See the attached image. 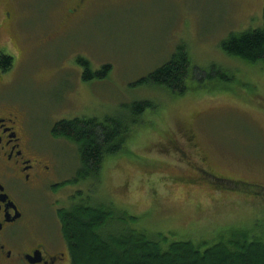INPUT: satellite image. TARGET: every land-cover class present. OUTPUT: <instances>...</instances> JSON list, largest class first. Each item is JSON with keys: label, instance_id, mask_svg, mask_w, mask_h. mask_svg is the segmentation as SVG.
<instances>
[{"label": "rangeland", "instance_id": "1", "mask_svg": "<svg viewBox=\"0 0 264 264\" xmlns=\"http://www.w3.org/2000/svg\"><path fill=\"white\" fill-rule=\"evenodd\" d=\"M77 1L0 0L1 18L11 12L0 44L10 38L15 50L3 49L12 66L0 99L24 116L57 167L43 189L24 195L25 248L37 241L65 253L57 211L104 202L136 218L138 229L200 249L235 228L264 237V66L220 48L230 33L262 27L264 0H87L69 19ZM179 45L196 70L225 72L227 81L188 82L181 97L136 85ZM81 62L92 73L110 71L86 81ZM139 101L156 108L105 158L97 179L83 176L75 144L50 133L60 121L119 116Z\"/></svg>", "mask_w": 264, "mask_h": 264}, {"label": "trees", "instance_id": "2", "mask_svg": "<svg viewBox=\"0 0 264 264\" xmlns=\"http://www.w3.org/2000/svg\"><path fill=\"white\" fill-rule=\"evenodd\" d=\"M262 18L260 28L230 33L222 41L221 50L246 65L264 66V7ZM81 63L85 66L82 79L86 81L104 79L110 71V66L106 65L92 73L87 63ZM11 66L12 59L4 56L0 69L7 72ZM216 72L203 74L196 70L186 47L179 45L166 62L138 80L136 85L153 86L181 97L188 90V82H197V79L227 81L225 72ZM195 73L203 76L195 77ZM155 108L149 101L134 102L122 115L103 120H63L56 123L50 133L75 144L83 176L97 179L105 158L117 155L138 120L146 111ZM213 188L216 190V186ZM258 196H264V188ZM57 217L70 264H264V237H254L241 228L230 229L226 238L200 249L191 241L170 240L166 235H151L136 228V218L107 202L74 204L57 211Z\"/></svg>", "mask_w": 264, "mask_h": 264}, {"label": "flooded vegetation", "instance_id": "3", "mask_svg": "<svg viewBox=\"0 0 264 264\" xmlns=\"http://www.w3.org/2000/svg\"><path fill=\"white\" fill-rule=\"evenodd\" d=\"M86 2L77 1L75 8L68 10L67 17L75 16ZM10 13L5 12V19L0 16V28L11 21ZM3 43L0 44V64L3 49L15 51L13 40L8 38ZM8 73L0 69V82ZM37 140L24 116L11 103L0 99V264H70L67 248L65 253L50 254L47 246L37 241L29 248L24 246L28 243L26 233L29 231L24 195L29 190L43 189L47 179L50 181L57 171L55 162L47 158ZM61 185H52V189L56 191ZM17 228H22L21 236H9L8 232Z\"/></svg>", "mask_w": 264, "mask_h": 264}]
</instances>
